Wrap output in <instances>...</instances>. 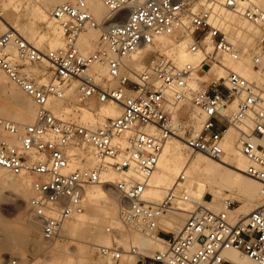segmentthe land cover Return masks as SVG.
<instances>
[{
    "label": "built area",
    "instance_id": "1",
    "mask_svg": "<svg viewBox=\"0 0 264 264\" xmlns=\"http://www.w3.org/2000/svg\"><path fill=\"white\" fill-rule=\"evenodd\" d=\"M102 2L107 8L102 21L96 20L85 0H65L53 6L50 16L63 39L58 49L41 50L16 29L0 34V70L36 105L32 122L18 124L0 117V169L32 176L35 195L30 207L40 217L45 239L57 236L61 223L83 210L84 187L99 182L111 167L123 174L112 183L119 197L120 223L128 231L162 243V248L141 254L137 264H243L224 255L229 248L264 264V86L223 63V56L238 59L241 50L212 21L216 7H229L257 26L263 47L264 0ZM86 27L100 29L91 51L78 46V35ZM184 34L190 36L189 52L202 51L195 66L179 64L155 46L158 35L176 39ZM145 46L156 52L140 68L126 65L124 58ZM43 58L51 67L46 80L29 70ZM259 60L254 57L255 63ZM95 63L105 65L106 76L91 69ZM214 63L225 68L223 75L199 87L190 85L194 69ZM72 79L78 81V104H88L91 98L99 103L110 100L118 104L119 114L91 127L54 113L49 97L60 98ZM166 88L173 89L171 96L164 92ZM184 99L197 110L198 130H193L190 116L174 115L172 105ZM229 126L237 129L236 146L247 159L243 172L259 182L260 201L246 216L229 218L227 208L233 200L228 197L222 198L221 209L190 200L182 185L185 165L159 200L144 196L168 137L183 139L190 153L220 159ZM84 148L91 149L96 164L71 166L75 161L86 162ZM208 195L210 200L208 192L203 197ZM187 202L192 208L176 233L168 235L160 228L164 212ZM105 229L117 233L113 227ZM136 249L133 244L124 249L113 241L96 245V255L105 264H119L123 255Z\"/></svg>",
    "mask_w": 264,
    "mask_h": 264
},
{
    "label": "rangeland",
    "instance_id": "2",
    "mask_svg": "<svg viewBox=\"0 0 264 264\" xmlns=\"http://www.w3.org/2000/svg\"><path fill=\"white\" fill-rule=\"evenodd\" d=\"M61 1L64 0H0V34L9 29V27H12L41 50L63 47V39L62 35L59 33V27L50 16V11L53 6ZM101 3L103 5L104 14H106V7L102 0ZM89 8L96 18L90 6ZM104 14L103 17H105ZM226 14L227 20H220L221 25L219 28L225 31L229 36L226 35L237 43L241 50L240 58L238 59L251 60V73L254 78L249 80H255L257 83L261 84L256 78L258 80L264 78V46L261 47L259 43L258 31L253 39V43L246 44L243 39H240L237 29L239 23L248 20L230 8L227 9ZM96 20L102 21L97 18ZM224 22L228 25L225 26ZM253 28L256 30L254 25ZM88 33L93 34L89 40L85 39ZM99 33V28H84L78 36L79 48L82 51L93 50L96 46ZM166 36L171 42L174 40V35H172L173 37L169 35ZM165 40L163 43L157 44L160 46L159 49L164 51L165 46L170 43V41L166 42ZM154 50V47H148L140 56L139 64L152 56V54L156 52H154ZM256 56L260 60L255 63L254 57ZM227 57L229 56H223V63L226 66L227 64L224 58ZM131 58L132 57L127 59L130 65L131 63L129 60ZM208 65L209 64L203 65L198 68L199 70L197 68L193 70L191 79L193 87H199L215 78L214 72L209 70L211 66L208 68ZM133 66L139 68L140 65L137 66L133 64ZM203 68L206 71L203 72ZM29 70L39 74V78H42L41 80H46L51 75V67L45 59H41L30 65ZM104 71L106 72V70ZM0 72L4 75V79L0 78V117L10 120L14 119L17 110L25 106L24 102H27L31 109V119H33V112L35 117V106L32 99L16 84L10 81L1 70ZM11 84L22 92L21 96L25 97V101L19 97L13 96L10 92V90H12ZM77 84V80H70L65 85L63 94L59 98L60 100L50 102L52 110L54 109L53 106L57 107L56 111L53 110V112L58 113L61 108L65 114V118L85 124H94L105 117H109L104 116V111L111 106H113L117 114L119 113V106L115 102L102 104L97 102L94 98H91L88 104H78ZM114 84L115 82L111 85ZM173 110L176 117L188 118L187 116H190L192 122L197 121L200 126V118L188 100H179ZM28 122L30 121L25 123ZM182 150L189 155H196V153H190L186 147ZM82 152L88 153L87 148L82 149ZM96 162L97 160L91 156L90 163L93 165L96 164ZM106 172H108L107 176ZM3 176L8 177L14 175L0 169V264H105L103 260L96 255V245L98 244L94 243L104 239L108 241L107 244L116 241L123 246L124 249H127L129 245L133 244L139 248L142 254H150L155 248L161 246L158 241H154L153 237L142 235L137 231H128L120 222L119 225V223H117V220L120 221L119 208L117 205L118 199L116 198L115 202L113 200L114 197L103 192L99 186L93 185L87 186L88 188L83 194V210L65 219L61 223L57 236L52 239H45L41 235L39 223L35 226L29 223L31 215H35L30 207V199L35 195V191L31 185L32 176L30 174L16 175L27 183V187L17 190L16 188H10L3 184L1 181V177ZM104 176L108 180L107 183L111 186L112 182L120 178L119 173L111 169L106 170ZM206 187L208 186L206 185ZM208 190H206L205 193L208 192L212 195V206L216 209L222 208L221 199L224 197H229L233 200V207L243 202L242 193L226 191L224 194L218 196V193L214 189L213 191H211V189ZM192 192L194 191L192 190ZM226 193H228V195H226ZM207 198H209V195L206 199ZM257 200L258 198L255 200V204ZM189 205L191 209L193 205L190 203ZM104 210L109 211V214L104 215L102 212ZM176 211L177 210H167L164 212V217L171 218L173 215L179 214L176 213ZM80 217H83L82 222L80 221ZM185 217V214H181L177 216L178 219L173 218V225L167 229V234L170 235L172 232H175V230L180 227ZM114 222L118 225H114ZM106 226L113 227L117 231V233H115L116 235L114 231H106ZM118 234L121 236L122 240H117ZM141 236H143L144 239L139 243L137 242V238H142ZM73 247H75V249ZM73 249L74 251H72ZM126 256L127 255H123L119 264L125 262ZM10 260L14 262H10Z\"/></svg>",
    "mask_w": 264,
    "mask_h": 264
},
{
    "label": "bare ground",
    "instance_id": "3",
    "mask_svg": "<svg viewBox=\"0 0 264 264\" xmlns=\"http://www.w3.org/2000/svg\"><path fill=\"white\" fill-rule=\"evenodd\" d=\"M85 1H87L86 3H87L88 8H89V6L91 7L92 12L95 14L97 19L103 20L105 18V17H103V14H104L103 10L104 9H103V5L101 3V0H85ZM228 8L226 6H219V7H216L214 9V11L212 13L213 24H215L219 27L221 25L220 20H223V21L227 20L226 12H227ZM89 10H90V8H89ZM106 13H107V8H106ZM105 15L106 14H104V16ZM251 23L248 21H244V22H241L238 24L237 33L240 36V39H243L246 44H252L253 43V39L255 38L257 31H258V35H259V30H258L257 26L255 24H253V23L251 24ZM224 25L227 26L228 24L224 22ZM253 25L256 28V30L253 28ZM9 29H13V28L9 27ZM59 33L61 34L60 29H59ZM91 36H93V34L88 33V34H86L85 39L89 40L91 38ZM258 38H259V36H258ZM189 39H190V36L188 34H184L182 37H179V39L177 37L176 39L172 40V42H171V40H169L166 35H158L155 37V46L160 47L157 44L163 43L164 40L166 42L170 41V43H168L165 46V51L161 50V49L160 50L165 52V53L167 52L168 54H171L173 56V58L179 64L188 62V63H191L192 65L195 66V65H197V62L202 57V51L196 50L195 52H189L187 49V43H188ZM230 39H232V38H230ZM232 41H234V40L232 39ZM234 43H236V42L234 41ZM259 43H260V39H259ZM168 45H170V48L167 47ZM206 45H207V50H209L211 48L209 40H206ZM236 45H237V43H236ZM147 48L148 47L145 46V47L133 52L131 55L126 56L124 58L126 65H129L132 67H134L133 64L137 65V66L140 65L139 66V68H140L142 66V62L139 64L140 56L143 54V52ZM130 57H132L129 60L131 65L127 62V59ZM239 58H240V56H239ZM224 59H225V63L227 64V67L239 72L240 74L245 76L247 79L254 78L252 73H251V60L250 59H246V60L232 59L230 56L227 58H224ZM222 61H223V59H222ZM91 69H93L94 71H97L99 74L100 73L104 74L105 76L107 74L104 71V70H106V67H105V65H102V64L95 63L91 66ZM209 70L214 72L215 77L221 76L225 73V68L223 66L215 64V63L211 65ZM202 71L204 72L206 70L203 68ZM0 78L4 79V75L1 72H0ZM256 80L258 82H261V84L262 83L264 84V78L260 79V80H258L256 78ZM156 82H155V84H156ZM113 83L114 82H112V81L110 82V84H113ZM157 84H158V82H157ZM190 85L191 86L193 85L192 80L190 82ZM11 86L13 88L11 87L12 90H10V92L13 94V96L19 97L23 101H25V97L21 96L22 92L20 90H18L13 84H11ZM164 92L167 93L169 96H171L173 89L172 88H166L164 90ZM28 97H30V96H28ZM58 100H60L59 97H51V96L49 97L48 106L51 110H52V108L50 106V102H54V101L56 102ZM32 102H33V100H32ZM107 102H114V101L108 100V101L103 102L102 104H105ZM24 103H25V106L20 107L17 110V113H16L14 119H12L13 121H15L18 124L19 123H25L27 121L32 122L35 118L34 112H33V119H31V109L29 108L27 102H24ZM176 104H177V102L172 105V110L174 109ZM34 106H35V114H36L35 103H34ZM53 107H54L53 110L56 111L57 107L56 106H53ZM60 107H61V105H60ZM194 110L196 111V114H197V110L195 108H194ZM56 114H60L63 117H65L64 116L65 114L63 113L61 108H60L59 112ZM116 114H117V112L113 108V106H111L110 108H107L104 111V116L114 117L113 115L116 116ZM105 118H107V117H105ZM105 118H103L101 121H103ZM101 121H98L94 124H85L83 122H81V123H83L87 126L94 127L98 123H100ZM192 123H193V127H194L193 130H198L200 127L199 123H197V121H194ZM230 127L231 126H229L224 133L223 154H222V157L220 159H213V158L208 157V156L201 154V153H196L195 156L189 155L182 150L183 148L186 147L183 139H181L180 137H175V136L168 137L163 144L162 151L160 153V156H159L157 164H156V168L152 172V174L149 176V179H148V185L149 186L146 187V189L144 191V196L151 201L159 200L164 195L165 191L172 186V184L176 178V175L181 170V168L185 165L184 166L185 177H184V180L182 182V185H183V189L185 190V193H187L189 195L190 200L197 201L198 203H201V204L209 205L212 208L216 209L215 207L212 206L213 205L212 204V202H213L212 198L209 200V199H205L203 197L206 190L211 189V191H213V189H214L218 193V196L224 194V192H226V191H228V192H239V193L243 194L242 204H240L238 206H234V207L233 206L228 207L227 212H228L229 218L232 220H235L238 217L246 216L260 201L259 182L254 177L249 176L243 172V169L245 168V166L247 164V159L238 150V148L236 146V139L238 137L237 129L234 127H231V128ZM87 150H88V153H84L87 155L86 156V162L75 161V162L71 163V166H79V167H88V166L91 167V166H93L94 164L92 165L90 163V157L91 156L93 158H95V157L93 156L90 148H87ZM108 169L115 171L111 167L106 168V170H108ZM1 170H5V169H1ZM5 171H7V170H5ZM105 171H104V173H105ZM7 172L10 173L9 171H7ZM115 172H117V171H115ZM104 173L101 175L102 177H101V180L99 182H96V183L91 184V185L99 186L103 192H105L106 194H108L111 197H114L113 200L116 202V198L117 199L119 198L117 195V192L113 188V185L111 186L110 184L107 183L108 180L105 178ZM117 173H119L120 178H121V176H123V174L121 175V172H117ZM10 174H12V173H10ZM20 174H26V173H20ZM20 174H12L14 176H8V177L3 176V177H1V181L3 184H5L6 186H8L10 188L11 187L16 188V190L20 189V188L27 187L26 181L21 180L19 176H16V175H20ZM107 174H108V172H106V176H107ZM134 177L138 178L139 176L134 174ZM120 178H117V180ZM206 185L208 187H206ZM87 188H88L87 186L84 187L83 194ZM192 190L194 192H192ZM226 195H228V193H226ZM257 198H258V200L255 204V200ZM189 203L190 202H187L184 205H182L181 208L177 209L176 213H179V214H175L173 216L171 215L172 216V217L170 216L171 218H168L165 216L161 220L160 228H162L163 230H167L169 227H172V225H173L172 219L173 218L176 219L177 216H179L181 214L186 215L187 213L185 211H187V209H190ZM253 204H254V206H253ZM117 205L119 208V199L117 200ZM102 212L104 215L109 214V211H107V210H104ZM75 214H77V213H75ZM72 215H74V214H72ZM39 218L40 217L38 215H34V216L31 215V219H29V223H31L34 226L37 223H39V225H40V219ZM80 218H81L80 221L82 222L83 217H80ZM119 222L120 221L117 220V223H119ZM117 223L114 222L113 224L115 225ZM119 225H120V223H119ZM176 227H177V225H176ZM39 229H40V226H39ZM177 230L178 229H176L174 233H176ZM141 237L142 238H137L138 241L137 240H135V241L140 243L144 239L143 236H141ZM120 239H121V236L119 235L117 240H120ZM154 241H158V240L154 238ZM158 242L160 243V241H158ZM94 243L95 244H101V243L107 244L108 241H106L104 239L101 241H96ZM160 244H161V246L158 248H162V243H160ZM73 248L75 249V247H73ZM158 248H155V249H158ZM74 249L72 251H74ZM141 254L142 253H140L139 248L137 247L135 253H132L130 255L128 254L129 256L128 255L126 256L125 262H123V264H137V260ZM224 255L232 262H241L243 264L244 263L245 264H256V262L253 259H251L250 257H248L246 255H243L239 251L232 249V248L226 249L224 251ZM10 262H14V261L10 260Z\"/></svg>",
    "mask_w": 264,
    "mask_h": 264
}]
</instances>
